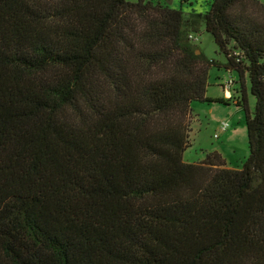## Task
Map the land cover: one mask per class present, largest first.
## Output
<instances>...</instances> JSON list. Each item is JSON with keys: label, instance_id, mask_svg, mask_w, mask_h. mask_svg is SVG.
I'll return each mask as SVG.
<instances>
[{"label": "trees", "instance_id": "1", "mask_svg": "<svg viewBox=\"0 0 264 264\" xmlns=\"http://www.w3.org/2000/svg\"><path fill=\"white\" fill-rule=\"evenodd\" d=\"M162 1L0 0V264H264V20ZM210 67L238 78V169L182 159L190 105L228 104Z\"/></svg>", "mask_w": 264, "mask_h": 264}, {"label": "rangeland", "instance_id": "2", "mask_svg": "<svg viewBox=\"0 0 264 264\" xmlns=\"http://www.w3.org/2000/svg\"><path fill=\"white\" fill-rule=\"evenodd\" d=\"M159 3L164 4L162 0ZM211 0H189L180 5L177 0L171 1L166 6L172 9H180L185 15L191 12L203 13L207 11ZM247 12L252 16L264 20V0L245 2ZM193 44L197 50L207 59H212L220 64L225 62L224 57L217 52V48L203 28L193 38ZM230 77L234 84L231 85L230 97L225 100L228 104L217 102H193L194 110L191 109L189 118V146L185 149L182 159L185 162L195 163L202 160L205 153L215 151L221 155L225 162V168L238 169L247 157L246 132L244 127V114L235 106L236 96L239 95V83L235 72L230 74L223 68L210 67L207 71V87L205 97L215 100L222 99L219 82L222 78ZM225 78V79H226ZM245 96L249 110H252L254 100L249 93V83L245 77ZM237 91V92H235ZM221 122H227L229 128L225 132H218ZM217 133V139L213 134Z\"/></svg>", "mask_w": 264, "mask_h": 264}, {"label": "built area", "instance_id": "3", "mask_svg": "<svg viewBox=\"0 0 264 264\" xmlns=\"http://www.w3.org/2000/svg\"><path fill=\"white\" fill-rule=\"evenodd\" d=\"M232 84H233L232 79L230 77L226 78L224 80V82L222 83L223 90L225 92H227V91L229 92V89H230ZM229 97H230V95L227 96V98H229ZM228 128H229V126H228L227 122H221L218 126V132H225ZM213 137L217 139L218 134L217 133L213 134Z\"/></svg>", "mask_w": 264, "mask_h": 264}, {"label": "crops", "instance_id": "4", "mask_svg": "<svg viewBox=\"0 0 264 264\" xmlns=\"http://www.w3.org/2000/svg\"><path fill=\"white\" fill-rule=\"evenodd\" d=\"M225 78H226V77L222 78L219 82H222V83H223L224 80H225ZM219 89H220V91H221V93H222V99L225 100V99L227 98V96L230 95V92H228V91L225 92L220 84H219ZM193 106H194V105H190V107H191L192 110L195 109Z\"/></svg>", "mask_w": 264, "mask_h": 264}, {"label": "water", "instance_id": "5", "mask_svg": "<svg viewBox=\"0 0 264 264\" xmlns=\"http://www.w3.org/2000/svg\"><path fill=\"white\" fill-rule=\"evenodd\" d=\"M171 1H172V0H167V4L169 5V4L171 3ZM195 53L198 54L199 51L197 50V51H195Z\"/></svg>", "mask_w": 264, "mask_h": 264}]
</instances>
